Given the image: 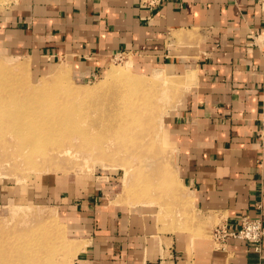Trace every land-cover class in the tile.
Wrapping results in <instances>:
<instances>
[{
    "label": "crops",
    "instance_id": "0c3cea01",
    "mask_svg": "<svg viewBox=\"0 0 264 264\" xmlns=\"http://www.w3.org/2000/svg\"><path fill=\"white\" fill-rule=\"evenodd\" d=\"M0 43L38 73L66 65L95 78L125 56L187 83L166 135L190 219L163 221L153 200L121 202L95 184L71 207L73 264H264V243L213 238L222 223L264 222V0H17L0 13Z\"/></svg>",
    "mask_w": 264,
    "mask_h": 264
},
{
    "label": "rangeland",
    "instance_id": "374dc122",
    "mask_svg": "<svg viewBox=\"0 0 264 264\" xmlns=\"http://www.w3.org/2000/svg\"><path fill=\"white\" fill-rule=\"evenodd\" d=\"M16 1L9 0L0 6V13ZM128 61L125 56H114L100 76L89 79L75 76L66 65L53 72L45 69L44 73H38L26 54H10L0 43V63L11 70L0 71V83L5 77L10 83H5L10 87L0 91V99L8 96L10 102L18 98L17 102L24 103L34 99L31 90L37 88L36 98L50 100L40 106L41 110L56 111V118L60 120L67 116L74 118V124H65L68 129L63 132V138H57L46 152L37 150L35 161L45 169L40 173L21 156L13 137L6 132L7 127L0 125V184L14 195L0 203V230L9 232L19 218L27 213H39L55 237L61 234L59 254L64 260L60 259L58 264L67 261L73 264L77 257L80 238L73 231L71 207L74 203L78 206L83 191L93 189L95 184L108 187L105 192L121 202L136 204L153 200L161 207L163 221L175 220L178 214L182 226L190 219L187 205L180 202L182 193L175 180V160L166 135L167 115L181 101L187 83L183 78L166 77L160 71H155L159 76L144 72ZM111 67L129 68L131 76L150 81L148 89L122 97L127 89L119 87L121 81L105 79ZM177 83L179 89H176ZM152 112L161 116L159 128L150 123ZM131 115H138L136 122L127 124ZM181 208L184 214L179 212Z\"/></svg>",
    "mask_w": 264,
    "mask_h": 264
},
{
    "label": "bare ground",
    "instance_id": "6f19581e",
    "mask_svg": "<svg viewBox=\"0 0 264 264\" xmlns=\"http://www.w3.org/2000/svg\"><path fill=\"white\" fill-rule=\"evenodd\" d=\"M7 1L9 0H0V6L7 3ZM128 63L130 65V62ZM0 71L6 72L11 70L8 67H3V64L0 63ZM154 75L159 76L156 72ZM107 78H113L117 81H121L120 83L122 86L119 87L127 89V93L121 95L122 97L128 95V93L130 92L131 94L133 92L143 93L145 92V89H148L147 86L150 84V81L147 82L145 80L137 79L131 76L129 68L127 67L126 69L112 67L107 69L105 79ZM2 79L3 81L2 83H0V91H2V89L7 90V86L10 87V85L5 84L7 83V78L5 77ZM167 83H170L171 85L170 81H168ZM177 86H179L178 83L176 84V89H179L177 88ZM36 89L37 88H33L31 90L33 91L31 97H33L34 99H26L27 101L24 103L17 102L19 100L18 98H13V101L10 102L8 96H6L7 98L0 99V125H4L5 128L7 127L6 132L10 135V137H13V144L15 143L14 146L18 148L21 156L26 157V160L29 162L35 172L40 173L45 169L41 168L40 163L35 161V158L38 154L37 150L44 149V151L46 152L47 148H49L57 138H59L60 136L63 138V132L65 133V131H67L68 129L66 128L65 124L68 122L73 123L74 118H71L73 116L62 118V116L60 115L62 118V120H60L56 118V111L51 113L41 110L40 106H43V104L45 105L46 101L48 102L50 100L42 99V97L36 98L37 95H39V91H36ZM12 95L15 96V93L13 92ZM19 96L21 97V95ZM47 106H50V103ZM155 112H152V114ZM155 115L152 116V119H150L152 120V122L150 123L154 124V127L159 128L162 119L161 116L160 118L158 117L159 114L157 116ZM131 116L132 117L129 120L127 119V124L129 122V124H133V122H136L134 119H137L136 117L138 115ZM73 130L74 126L71 127L70 132L73 133ZM77 130L79 129L77 128L76 131ZM24 150H27L29 152L25 153ZM44 164H46L45 161ZM15 219L16 218H14L13 220ZM44 220L46 219L41 217L39 213H27L25 216L17 220V222L14 224L13 230L5 232L3 231V229H1L0 264H58L57 262L60 259L61 261H63L64 257L62 256L61 258L59 254V248L61 247V245L58 241L61 234H56L58 236L55 237L53 230L47 225ZM74 252L76 253V251ZM67 262H65V264H68Z\"/></svg>",
    "mask_w": 264,
    "mask_h": 264
},
{
    "label": "built area",
    "instance_id": "2783aa9c",
    "mask_svg": "<svg viewBox=\"0 0 264 264\" xmlns=\"http://www.w3.org/2000/svg\"><path fill=\"white\" fill-rule=\"evenodd\" d=\"M260 149L264 152V114L261 118V127L258 132ZM213 238L216 244L224 246L229 239H238L255 244L256 250L260 251L264 243V222L260 218L244 217L240 227L236 230L230 229L227 224L218 225L213 231ZM159 264H173L171 260H161Z\"/></svg>",
    "mask_w": 264,
    "mask_h": 264
}]
</instances>
